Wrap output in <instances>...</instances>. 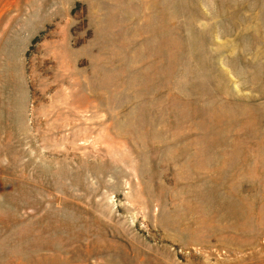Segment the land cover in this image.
I'll use <instances>...</instances> for the list:
<instances>
[{
  "label": "rangeland",
  "instance_id": "1",
  "mask_svg": "<svg viewBox=\"0 0 264 264\" xmlns=\"http://www.w3.org/2000/svg\"><path fill=\"white\" fill-rule=\"evenodd\" d=\"M0 264H264V0H0Z\"/></svg>",
  "mask_w": 264,
  "mask_h": 264
}]
</instances>
